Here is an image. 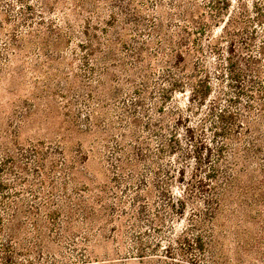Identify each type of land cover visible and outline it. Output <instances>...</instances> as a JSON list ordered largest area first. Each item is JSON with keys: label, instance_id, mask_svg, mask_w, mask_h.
<instances>
[{"label": "rangeland", "instance_id": "rangeland-1", "mask_svg": "<svg viewBox=\"0 0 264 264\" xmlns=\"http://www.w3.org/2000/svg\"><path fill=\"white\" fill-rule=\"evenodd\" d=\"M82 1L64 0L63 8L57 0H0V158L15 155L16 144L22 149L18 164L25 166L23 173H0V180L7 210L22 211L19 262L264 264V0H84L80 7ZM182 9L209 22L200 35L189 24L190 40L199 47L189 42L183 70L191 75L200 66L213 95L218 88L224 92L217 104L223 108L236 91L229 85L237 83L219 80L215 66L222 62L227 74L232 59L241 86L254 97L239 95L230 109L247 116L257 138L247 162L233 161L232 206L204 225L199 250L174 240L181 231L194 236L193 205L177 216L165 196L167 189L179 196L177 171L188 165V177L192 164L179 151H159L174 132L187 148L185 125H197L202 116L188 106L187 90L164 102L158 97L167 57L165 49L156 52V40L176 37ZM154 23L161 28L153 32ZM84 30L97 38L92 52ZM249 55L255 62L246 70ZM248 131L234 146L241 152L252 140ZM137 137L146 146L142 158L135 156ZM170 168L174 177L168 180ZM194 206L202 208L199 201Z\"/></svg>", "mask_w": 264, "mask_h": 264}, {"label": "trees", "instance_id": "trees-1", "mask_svg": "<svg viewBox=\"0 0 264 264\" xmlns=\"http://www.w3.org/2000/svg\"><path fill=\"white\" fill-rule=\"evenodd\" d=\"M57 2H61V6L63 8L65 7V4H63L64 0H57ZM78 5L84 7V0ZM176 5L177 7H180L179 4H175V6ZM89 8H91L92 14L97 12L96 5L89 6ZM126 9L125 6H122L120 8V13L125 14ZM181 11L183 12L181 13V18L184 21V24L179 26L176 37L172 34H168L164 35L163 38L160 36L156 40L158 43L156 52L165 49L163 55L167 57V60H165L167 66L162 70L160 78L162 86L158 88V97L160 101L164 102L170 100L175 91L183 93L187 90L189 93V96L187 97L188 106H192L195 111L200 112L202 116L199 118L197 125H185L184 134L187 140L186 144H188L187 148L183 149L180 147L181 142L178 138L179 135L174 132L170 134L168 139H164L161 142L159 151H165L170 154V156H175L179 151L188 159V162H190L189 166L192 164L188 177H186L187 173L185 170L188 165L182 166L177 171L179 176L177 181L182 186L179 196H174L169 189L165 190V196L167 197L166 206L168 211L177 216H184L188 204L193 205L189 209L192 211V220H195V222L191 224L196 231L194 236L191 237L192 233L190 234L188 231H181L174 240L180 246L186 245L187 248L199 250L204 246V225L211 222L216 212L232 206V201L234 200L232 191L236 174V162L234 164L233 161H237L236 158H240L243 162H247L248 159H250L247 156V152L253 147V143L257 141V138L254 136L255 132L251 131L249 128V122L246 118L247 116L240 115L238 112L231 110L230 107L237 101L239 95L248 94L251 99H253L254 96L251 89H247L246 87L243 88L241 86L242 83L239 81V78H242V75L235 72L236 67L235 63L232 62V59L228 58L226 62L227 74L222 70L224 67L221 64L222 62H219L215 66L220 69V71L216 73L219 80L228 77L231 81L237 83L236 85H229L230 88L233 87L236 91L234 92V95L230 97L226 96L224 99L226 105L223 106V108L217 107V104L219 96L223 95L224 92H221L220 88H218L215 90L216 95H213L214 91L212 90L209 75L206 73L202 75V69L200 66L194 67L191 75L185 73L183 65L181 64L184 61L185 55L188 54V51L191 48L189 46V42L191 41L190 36L193 32H196L197 35L205 32V28L209 25V22H205L201 19L196 20L197 18H194V15L187 9H182ZM110 14L112 19L115 20V12H111ZM214 17L219 18L221 16L215 15ZM186 19L188 20L186 21ZM213 20L216 23L219 22V19L212 18L211 21ZM154 24L153 32L161 28L160 23ZM189 24H191V27L193 28L192 30H194L193 32H189ZM83 34L89 38L88 48L92 52L94 50L93 48H90L92 41H97V38L95 34L89 35L87 30H84ZM157 34L158 33H155L153 36ZM106 35L108 36V33ZM191 42L195 44L194 48L198 51L197 47L199 46L196 43V39H193ZM143 43L144 42L139 46L140 51L137 56H139L144 47ZM231 52H233V45L231 46L230 53ZM101 59L104 58L102 57ZM247 60L250 64L247 63L244 65L246 66V70H250L251 63L255 62V58L249 55ZM258 73L259 71H257V74ZM250 107L251 104L245 106L246 110H249ZM205 123L208 125L206 129L202 126ZM205 130H209L210 133L208 134ZM247 130H249V135L252 136V140L247 142L251 147L246 146L241 152L238 146H234L236 144L239 145L238 143L242 142L243 135ZM135 140V156L140 158L145 157L144 147L146 146H143V141H141L139 137ZM2 147L4 149L8 148L6 146ZM14 148L18 150V152H16L17 154L15 153V155H13L6 152L1 156L0 173L7 172L10 174L16 169L20 173H23L25 170V166L18 164L16 156H22V149L16 144H14ZM31 150L37 152L38 148L36 149L33 147ZM227 150L229 152L226 154ZM247 167L248 166L245 165L243 169H247ZM171 170L174 169L170 168L168 170V180H170L171 177H174L171 174ZM19 178L23 179V177L20 176L18 179ZM254 185L252 186V199L255 200L254 202H258L260 201V193L255 192ZM4 188L5 183L0 180V205L5 206V210L2 212L0 211V264H31L28 258L25 260L26 263L19 262V255L21 252L19 242L23 227L22 222H20L22 211L17 208H12L11 211L7 210L5 202L6 192H4ZM242 190L246 191V187H243ZM135 200L137 202L141 201V196L137 194ZM197 201L202 205L201 209L194 206L197 204ZM243 201L245 202V200ZM4 211L10 212V216L7 217V214H4L6 213ZM27 213L29 216H32L34 212L33 210H28ZM194 217H198V219H194ZM25 251L29 253V251ZM164 252L166 257H170L172 254L171 247L167 246Z\"/></svg>", "mask_w": 264, "mask_h": 264}]
</instances>
